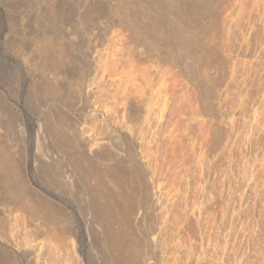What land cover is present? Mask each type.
I'll return each instance as SVG.
<instances>
[{
    "label": "rangeland",
    "instance_id": "obj_1",
    "mask_svg": "<svg viewBox=\"0 0 264 264\" xmlns=\"http://www.w3.org/2000/svg\"><path fill=\"white\" fill-rule=\"evenodd\" d=\"M113 49L121 50L119 51L121 53H118L121 58L117 57L118 55L116 58L111 57ZM122 57H124L123 60ZM118 58L121 62L118 61ZM112 59H114V65L117 64L118 68L116 65V68L106 70V61H112ZM130 61L133 64L132 66ZM165 66L170 67L169 69L173 73V76L171 75L172 92L174 99L177 98L173 99L176 105L173 112L175 115L172 114L174 116L172 117L174 127L178 129L175 132L179 135L177 136L179 138H174V141L178 139L177 142L180 140V144L173 141L174 144L169 155L171 158L173 157L174 161L170 158L173 163L171 161L163 163V165L170 163L169 167L171 169L168 168L170 171H166L168 167L166 164V169H162V172L171 173L167 175L169 176L166 177L168 179L165 178L166 181L162 182L163 190L156 193L157 190L150 184V180L154 176L153 171L141 158L144 145L136 137L138 136V129L147 115L151 86L148 81L141 79L136 83L126 81L118 89L121 82L115 79V75L123 67L127 76L129 70L140 75L143 72L147 74L150 71H162ZM99 84L103 87L99 93H95L93 87ZM125 86L133 89V92L126 104L122 105L123 101H119L120 98H116L114 95H116L115 91L120 95L121 89ZM103 91L106 93L104 95L107 96L108 94L107 97H104ZM203 93L206 96L209 95L208 98L205 97V99ZM201 94H203V98ZM204 100L206 101L204 102ZM200 102L204 103L201 108L199 106ZM99 105H103V107ZM191 105L197 106L192 108ZM95 107L102 108V110L107 109L108 113L112 112V114L109 113L111 114L110 118H112L110 120H115V124L112 123L116 126L114 127L111 123L106 124V122L103 125V121L101 122L100 118H97V114L94 116L92 113ZM263 107L264 0H0V154H3V158L1 157L0 160L6 157L5 160H8L9 163L5 160L4 162L8 164L9 170L12 168V172L9 171V176L7 174L1 175L0 172V264H120L116 257L107 250V242L103 233L107 230L106 227L104 225L99 226L94 221L93 215L87 207L84 186L80 181L74 179L70 182L73 168L70 167V163L66 161L67 159L65 160L62 148L58 146L61 143L57 142L58 133L62 129L67 137L72 139L67 151L78 160L83 168H91L94 175L97 173L86 185L90 186L93 181L99 179V182H102L101 189L103 187L105 190L102 189V191L106 193L104 194L110 200L125 195L122 198L120 197V200L115 199V203L114 201H111V203L109 200L113 211L120 210L118 212L120 215L116 211L109 210L116 213L112 214L116 219L110 217L112 216L110 214L106 221L113 227L122 228L123 231L126 226V228L129 227L126 230L133 236L129 235L130 239L134 238L133 244L129 236L126 235L128 231L126 233L125 230L124 235L127 236L126 239L131 241V247L137 242L134 245L135 250H133L128 245L130 241L126 240L129 250H133V253L136 252L135 255L132 254L135 258L134 264L137 261L138 264H168L169 261L170 264H185L169 253L164 252L155 241L161 234V229L164 228V225H162L163 218L166 219L168 224L165 228L168 236L176 235L175 237H179L180 242L183 241V245L186 242V245L192 243L197 239L198 236L196 235L206 225L205 217L207 215H214L212 219L211 216L207 217V219L210 218V222H213L215 216L222 214L220 209L222 210L223 202L226 201L229 194L230 182L233 189H235L233 192H236H234V205H236L234 207L235 209L238 208L235 212V225H233L235 227L233 228H235L236 233H233V239L235 242H239L237 243L238 248L240 246L246 248L244 251L247 258L245 264L263 262ZM109 109L111 110L109 111ZM176 112H178V115ZM199 112H202L203 115L200 116L201 120L196 115V113L200 114ZM229 112L234 114L236 124H234L236 128L233 126L234 129H230L229 122L226 123ZM194 114L197 116L196 120L198 119L199 123L201 121L204 123L199 124L195 121L196 116ZM226 118L227 120H224ZM260 119L262 120L260 121ZM192 120L193 122H190ZM177 122L180 123L177 124ZM183 122L187 127L181 124ZM187 123L191 124V128ZM204 124H208L206 126H210L211 130ZM97 126L102 131H106V134L102 132L105 136L107 134L112 135L114 140L111 138L112 140L109 139L110 142H107L103 139L105 136ZM255 126L259 128L255 129ZM198 127H201V130ZM55 128L56 130H54ZM181 128L183 129L181 130ZM60 129L61 131L58 132L57 130ZM185 129H187V133L183 137L181 134L184 133L183 130ZM214 129L217 131H214ZM87 130L91 131L90 134L93 137L89 135ZM198 130L202 131L201 135L198 134ZM96 131L103 136L99 133L96 134ZM122 131L128 133L124 134ZM130 132L132 135L129 134ZM203 134L206 136L204 137ZM95 135L100 139L97 136L96 138ZM189 135L194 136L196 140ZM88 137L91 139V143ZM200 137H204L208 145ZM136 138L139 140H135ZM186 138H191L190 142ZM206 138L208 141L210 138L211 140L208 142ZM249 138L251 139L249 140ZM192 140L193 142H191ZM92 141L98 151L99 143L101 144L100 148H103V150H100L102 151L100 152L102 153L101 157L98 153L100 158L96 161L88 155L89 152L91 153L90 145H93ZM84 143L87 144V147ZM187 143H194V147L191 149V144L188 145ZM175 144L178 148L182 146L180 147L181 151L177 147L174 148ZM105 145L107 146L105 147ZM37 146L43 149L40 150L39 147V150H37ZM184 149L185 151H183ZM229 149L235 151L232 154V156L234 155L232 160L234 161L233 170L236 171L233 174L235 179L234 176L228 177L227 173L229 170V162L227 161L230 156L228 154L229 152L232 153ZM202 150L205 152L204 158L208 155L204 162L209 157L210 161H213L211 168H209L210 172L206 173V181L200 173V163L202 162L199 163L198 159L202 157L198 156L202 155ZM198 152L200 154H196ZM185 153L188 155H185ZM181 154H183V157L185 156L183 162ZM123 156L127 159L124 160ZM215 157L218 158V162ZM120 158L123 159V162L119 160ZM196 159L197 161H195ZM117 160L121 163H118ZM214 160L217 162L216 165L214 164L215 166L213 165ZM158 161L161 162V160ZM246 161L247 164H245ZM206 162V166H208L209 159ZM133 163H135L134 167ZM243 164L250 166V168L247 167L250 170V175L251 172L255 173L259 170L255 173L257 174L256 180H247L245 176H248L249 170L247 171ZM55 165L59 167H55ZM132 167L133 170L136 167L135 174L129 173L132 171ZM49 169L51 172L48 171ZM117 169L119 171L124 170L125 173L123 171L118 172ZM244 169H246V173ZM53 170L60 174L58 181L52 179L50 173H54ZM188 171L190 172L188 173ZM111 175L113 176L111 177ZM4 176L8 178L4 179ZM217 177L220 179L224 177V179L221 181ZM133 180L134 182H132ZM133 183H136L138 188ZM142 183L147 186L145 187ZM143 188L147 190L143 191ZM137 189L139 190L137 191ZM15 190L19 194L14 193ZM128 193L130 196L132 195L131 199H129ZM177 193L180 197L177 196ZM175 194L176 196H174ZM216 194H218L219 200H217ZM125 197H128V199H124ZM133 197H136L135 202L131 201ZM42 203H46L45 206ZM164 203L166 205L161 206ZM131 205L135 211L133 208L130 209L133 220L131 219L132 216L128 220L124 216L126 215L125 211L129 210ZM126 206L127 208H125ZM175 206L177 209L174 208ZM169 207L172 208L168 211ZM43 208L47 211L45 212ZM124 208L125 210H123ZM199 210L201 211L199 212ZM210 210L213 212L212 214ZM166 212L170 213L166 215ZM122 213L123 219L126 218L124 221L120 218ZM175 217L177 221L173 223L176 220ZM195 217L196 219H194ZM131 220L134 222L133 224ZM125 223L130 225L131 228ZM124 225L125 227H123ZM168 226L170 227L168 228ZM177 229H179L178 233L180 232V234H177ZM191 234L192 236H190ZM181 236L185 237L184 240ZM152 239L154 240L152 241ZM187 239L190 241L188 242ZM194 244L197 249L199 244ZM247 245L249 247H246ZM243 248L241 249L242 252L245 249ZM129 252L132 253V251ZM136 257L139 260L136 261ZM193 259H191L192 262L189 261V264L196 262L195 258ZM11 261L13 262L10 263ZM235 263L236 261L232 262V264ZM205 264H208V262L205 261Z\"/></svg>",
    "mask_w": 264,
    "mask_h": 264
},
{
    "label": "bare ground",
    "instance_id": "obj_2",
    "mask_svg": "<svg viewBox=\"0 0 264 264\" xmlns=\"http://www.w3.org/2000/svg\"><path fill=\"white\" fill-rule=\"evenodd\" d=\"M43 44H45V43H43ZM47 46V45H46ZM46 46H44V47H46ZM49 49V48H48ZM58 50V49H57ZM52 51V50H51ZM119 51H121V50H118V49H113L112 50V52H111V57H115L116 58V56L117 57H120L119 56V54L118 53H121V52H119ZM52 53V52H51ZM121 55V54H120ZM110 56V55H109ZM129 56V55H128ZM125 57V56H124ZM124 57H122V60H123V58ZM121 58V57H120ZM120 58H118V61H120L121 62V60H119ZM109 59H111V58H109ZM127 61V60H126ZM107 63L105 64V67H106V70H111L112 68L114 69V67L116 68V65L117 64H115L114 65V63H115V61H114V59H112V61H110V60H108V61H106ZM117 62V61H116ZM129 62V61H128ZM130 63H131V61H130ZM119 64V63H118ZM133 64L131 63V66H132ZM167 66V65H166ZM163 67L162 68V71L160 72V71H150V72H148L147 74H145L144 72L143 73H141L140 75H138V74H136L135 72H133V71H128V75L126 76L125 75V73H124V67L122 68V70L120 71V72H118L115 76H116V80L117 81H119V82H121V84H119V88L118 89H120L122 86H123V84H125V82L127 81V82H137L138 80H141V79H143V80H145V81H148V83L150 84V86H151V94H150V97H149V107H148V110H147V115H146V117L144 118V120H143V122L141 123V126H140V128L138 129V136H136V137H138V138H136L135 140H139V142L140 143H142L143 145H144V149H143V151H141V154H142V157L141 158H143L144 159V161H145V164L150 168L151 167V169H152V171H153V175L154 176H152L153 178H152V180H150L151 181V183L150 184H152V186H153V188H155V190H157L156 191V193L157 192H161V190H163V187H162V182H164V181H166V179H168V178H166V177H169V176H167V175H169L171 172H169V174H168V172H162V169L164 170V168L165 167H167V169H166V171L167 170H169L168 168H170L169 167V164L170 163H168V165L166 166L165 164L163 165V163L165 162V161H171L170 160V155H169V153L171 152L170 150H171V148H172V146H173V144H174V142L176 141L177 142V140H175L174 141V138L176 139V137L177 136H179L178 134H176L177 132H175V131H178V129L176 130L175 129V125H174V119H173V115L172 114H174L173 112L175 111V109H174V106L176 105V103H175V99L177 98H175L174 99V97H173V92H172V85H171V77L173 76L172 74L173 73H171L172 72V70L171 69H169L168 67ZM121 67V66H120ZM117 68H118V65H117ZM172 75V76H171ZM118 77V78H117ZM100 83V82H99ZM101 84H103L102 82H101ZM101 84H99L96 88L95 87H93V89H94V91H95V93L96 92H100V90H101V88L103 87V86H101ZM158 84V86L156 87V85ZM104 85V84H103ZM108 86V85H107ZM106 88H108V87H106ZM174 88V87H173ZM96 89V90H95ZM105 89V88H104ZM109 91H110V89H108ZM108 90H106V91H108ZM206 90V89H205ZM105 91V90H104ZM103 91V95H104V92ZM112 91V90H111ZM120 91V90H119ZM118 91V93H120ZM204 91V90H203ZM208 91V90H207ZM93 92V91H92ZM133 92V89H130L128 86H125L123 89H121V93H120V95H118L117 93H116V91H115V94L116 95H114L116 98H120V100L119 101H123L122 102V105H125L126 104V101L130 98V96H131V93ZM95 93H93V94H95ZM109 93V92H108ZM176 93V92H175ZM174 93V94H175ZM205 93V92H204ZM203 93V94H204ZM206 93H208V92H206ZM106 94V93H105ZM109 94H111V93H109ZM114 94V93H113ZM203 94H201L202 95V98H203ZM208 95V94H207ZM107 96H108V94H107ZM106 95H104V97H107ZM178 96V95H177ZM200 96V95H199ZM209 96V95H208ZM208 96H206L205 94H204V98L206 97V98H208ZM103 97V96H102ZM178 97H180V96H178ZM205 98V99H206ZM174 99V100H173ZM179 99H181V97L179 98ZM224 100H226V98H224ZM223 100V101H224ZM206 100H204V102H205ZM222 101V100H221ZM89 101L87 100V103H88ZM185 102V101H184ZM189 102V101H188ZM116 103H118V102H116ZM175 103V104H174ZM223 103V102H222ZM55 104H57V103H55ZM89 104V103H88ZM87 104V105H88ZM121 104V103H120ZM182 104V103H181ZM189 104V103H188ZM190 104H191V102H190ZM202 104H204V103H201L200 102V108H201V106H202ZM206 104V103H205ZM228 104V103H227ZM232 104V103H231ZM90 105V104H89ZM96 105H98V104H96ZM95 105V106H96ZM186 105H187V103H186ZM100 106V105H99ZM188 106V105H187ZM186 106V107H187ZM191 106H193L192 108H195L196 106H194V105H191ZM247 106V105H246ZM53 107V106H52ZM89 107V106H88ZM100 107H103V105L102 106H100ZM118 107V106H117ZM180 107H181V105H180ZM73 108V107H72ZM104 108H106V107H104ZM103 108V109H104ZM175 108H177V107H175ZM183 108V107H182ZM190 108V107H189ZM223 108V107H222ZM221 108V109H222ZM230 108H232L231 106H230ZM230 108H229V110H230ZM259 108V107H258ZM264 108V107H263ZM65 109V108H64ZM112 110L114 109V108H111ZM111 109H109V111L111 110ZM116 109V108H115ZM119 109V108H118ZM117 109V110H118ZM185 109V108H184ZM61 110V109H60ZM180 110V109H179ZM178 110V111H179ZM199 110V109H198ZM234 110V109H233ZM257 110V109H256ZM62 111V110H61ZM71 111V110H70ZM108 110L106 109V110H102V108H99V107H95V109L94 110H92V113H93V115L95 116L96 114H97V118L99 117L100 118V120H101V122L103 121V125H105L104 124V122H106V124H108V123H111V124H113L114 123V121L115 120H113V121H111L110 119H112V118H110V116H111V114H112V112H109V113H111V114H109L108 112H107ZM119 111V110H118ZM182 111V110H181ZM201 111V110H200ZM243 111V110H242ZM264 111V110H263ZM117 112V111H116ZM115 112V113H116ZM223 112V111H222ZM226 112V111H225ZM260 112V111H259ZM63 113V112H62ZM67 113V112H66ZM79 113V112H78ZM118 113V112H117ZM116 113V114H117ZM200 113V112H199ZM244 113H245V111H244ZM243 113V114H244ZM251 113H252V111H251ZM258 113V112H257ZM63 114H65V113H63ZM109 114V115H108ZM114 114V113H113ZM176 114L178 115V112H176ZM183 114V113H182ZM223 114H224V112H223ZM227 114V113H226ZM69 115V114H68ZM115 115V114H114ZM114 115H112V116H114ZM175 115V114H174ZM184 115H185V112H184ZM195 115V114H194ZM196 115L197 116H199V120H201L200 119V116H203L202 115V112L200 113V114H197L196 113ZM195 115V116H196ZM234 114H230V112H229V114H228V120H227V118L226 119H224V120H227V122L226 123H228L229 122V127H231L230 129H234L233 128V126H234V124H235V121H234V116H233ZM259 115V114H258ZM260 115H261V113H260ZM173 116V117H172ZM197 116L195 117V121H199L198 119L196 120V118H197ZM247 116V115H246ZM225 117V116H224ZM224 117H222V118H224ZM236 117V116H235ZM243 117H245V116H243ZM259 117V116H258ZM206 118V117H205ZM215 118V117H214ZM115 119H116V117H115ZM179 119H180V117H179ZM216 119V118H215ZM259 119V118H258ZM52 120V119H51ZM109 120H110V122H109ZM202 120H203V117H202ZM205 120V119H204ZM223 120V121H224ZM262 119H260V121H261ZM264 120V119H263ZM194 121V123H196ZM209 121V120H208ZM214 121V120H213ZM217 121H219V120H217ZM221 121V120H220ZM51 122H53V121H51ZM81 122V121H80ZM113 122V123H112ZM181 122V121H180ZM179 122V123H180ZM190 122H193V120L192 121H190ZM189 122V123H190ZM202 123H204L203 121H201ZM200 122V123H201ZM224 122V123H225ZM246 122V121H245ZM244 122V123H245ZM249 122V121H248ZM248 122H247V124H248ZM178 122H177V124H179ZM189 123H187L188 125H189ZM199 123V122H198ZM199 123V124H200ZM206 123H207V121H206ZM213 123V122H212ZM115 124V123H114ZM113 124V125H114ZM181 124H184V122L183 123H181ZM186 124V125H187ZM198 124V125H199ZM215 124V123H214ZM213 124V125H214ZM217 124V123H216ZM215 124V125H216ZM246 124V125H247ZM257 124V123H256ZM22 125V124H21ZM63 125V124H62ZM102 125V124H101ZM191 125V124H190ZM189 125V126H190ZM194 125V124H193ZM192 125V126H193ZM205 125V124H204ZM206 125H208V124H206ZM205 125V126H206ZM212 125V126H213ZM236 125V124H235ZM243 125V124H242ZM260 125V124H259ZM57 126H58V124H57ZM94 126V125H93ZM108 126V125H107ZM116 125H114V127H115ZM177 126V125H176ZM182 126V125H181ZM188 126V127H189ZM200 126V125H199ZM202 126H203V124H202ZM201 126V127H202ZM204 126V127H205ZM247 126H249V125H247ZM264 126V125H263ZM64 127V126H63ZM89 127V126H88ZM96 127V126H95ZM98 127V126H97ZM101 127V126H100ZM104 127H106V126H104ZM111 127V126H110ZM113 127V126H112ZM184 127H187V126H185V124H184ZM201 127H198V128H200L199 130H201ZM207 127V126H206ZM205 127V128H206ZM214 127V126H213ZM217 127V126H216ZM235 127V126H234ZM256 127V126H255ZM51 128V127H50ZM93 128V127H92ZM99 128V127H98ZM103 128V127H102ZM190 128H191V126H190ZM207 128H211L210 126L209 127H207ZM236 128V127H235ZM243 128V127H242ZM253 128V127H252ZM257 128H259V127H256L255 129H257ZM260 128H262V127H260ZM59 129V128H58ZM91 129V128H90ZM100 130H101V133L102 132H104V131H102V129L101 128H99ZM107 129V128H106ZM121 129V128H120ZM125 129V128H124ZM124 129H123V131H124ZM183 128H181V130H182ZM194 129V128H193ZM217 129V128H216ZM228 129V128H227ZM244 129V128H243ZM254 129V128H253ZM252 129V130H253ZM263 129V128H262ZM261 129V130H262ZM54 130H56V128L54 129ZM94 131H95V129H93ZM97 130V129H96ZM104 130V129H103ZM111 130H113V129H111ZM110 130V131H111ZM115 130H116V128H115ZM122 130V129H121ZM185 130H186V132H185ZM185 130H183L184 131V133L183 134H181V135H183V137H184V135L186 136V134L185 133H187V129H185ZM189 130V129H188ZM198 130V131H199ZM202 130L205 132L206 130H204L203 128H202ZM211 130V129H210ZM210 130H208V131H210ZM53 131V130H52ZM51 131V132H52ZM58 132L59 131H61V129L60 130H57ZM88 131V130H87ZM91 131H92V129H91ZM90 130L88 131L89 132V135H91L90 134V132H91ZM93 131V133L95 134V132ZM108 131V130H107ZM116 131H118V130H116ZM122 131V132H123ZM135 131V130H134ZM182 131V132H183ZM192 131V130H191ZM194 131V130H193ZM214 131H217V130H215L214 129ZM213 131V132H214ZM233 131V130H232ZM250 131V130H249ZM255 131V130H254ZM260 131V130H259ZM65 132V131H64ZM63 132V129H62V131L60 132V133H58L57 135H58V141L57 142H60L61 143V145H58L59 147H61L62 148V152L64 153V156H65V160L66 161H68L69 163H70V167L72 166V168H73V170L71 171L72 172V175L70 176V179H71V177H72V179L70 180V182L71 181H73V179L76 181H80L81 182V184L84 186V190L86 191V196H87V203H88V208H89V210L91 211V213H92V215H93V218H94V221L99 225V226H102V225H104L105 227H106V231H103V233H104V238H105V241L107 242V250H108V252L110 253V254H112V255H114V257H116V259L118 260V262L120 263V264H134V261H135V258L132 256V254H136V252H134L133 253V250H135V246L134 245H136V243H134V247L132 246L131 247V241L130 240H132V244H133V239H130V236H132L131 234H129V231L128 230H126V229H129V227L128 228H126L125 227V225H128V224H130L131 226H133L132 224L134 223L132 220H133V215L131 214V208H133L132 207V205H131V207L129 208V210H126L125 212H126V215L124 216V217H127L128 218V220H130L129 218L132 216V220H131V222H132V224L131 223H125V225L123 226V227H125V229H124V231L127 233V231H128V233L126 234V235H130L129 236V239H126V235H124L125 234V232L122 230V228H119V227H113V226H111V225H109V223L106 221V219H107V217H109L110 216V214L112 215V214H116V213H113V212H115V211H113V209H112V207H111V201H114L115 199H121L123 196H125V195H123V196H121L120 195V197H117V198H113L114 200H110L109 198H107L106 197V193L105 192H103V191H105L104 189H103V187H102V189H103V191H102V189H101V184H102V182L100 183L99 182V179H96L95 181H93L92 182V184L90 185V186H87L86 185V183H88V181L89 180H91L92 178H94V176H96L97 175V173H96V175H94V173H93V171L91 170V168H89V169H87V168H83L82 166H81V164L78 162V160L77 159H75L74 157H73V155L72 154H70L68 151H67V147H69L70 146V144H71V140L72 139H69L68 137H67V135L65 134ZM97 132V131H96ZM106 132V131H105ZM104 132V133H105ZM120 132V131H119ZM125 132V131H124ZM123 132V133H124ZM181 132V131H180ZM180 132H178V133H180ZM181 132V133H182ZM189 132V131H188ZM195 132V131H194ZM197 132V131H196ZM200 132V133H199ZM198 132V134H200L201 135V132L202 131H199ZM212 132V131H211ZM234 132V131H233ZM232 132V133H233ZM256 132V131H255ZM263 132V131H262ZM53 133H54V131H53ZM100 134L101 135V133L100 132H97L96 134ZM108 133V132H107ZM126 133H128L127 131H126ZM126 133H124V134H126ZM206 133V132H205ZM210 133V132H209ZM245 133H247V132H245ZM253 133V132H252ZM261 133V132H260ZM264 133V132H263ZM5 134V133H4ZM103 134V133H102ZM106 134V133H105ZM119 134V133H118ZM129 134H131V132L129 133ZM136 134V133H135ZM189 134V133H188ZM206 134H208V133H206ZM214 134V133H213ZM236 134V133H235ZM88 135V136H89ZM99 135V136H100ZM104 135V134H103ZM103 135H101V136H103ZM120 135H121V133H120ZM132 135V134H131ZM130 135V136H131ZM176 135V136H175ZM193 135H194V133H193ZM197 135V134H196ZM199 135V136H200ZM210 135V134H209ZM209 135H207L208 137H209ZM216 135H217V133H216ZM215 135V136H216ZM228 135V134H227ZM232 135V134H231ZM230 135V136H231ZM4 136V135H3ZM92 136V135H91ZM97 135H95V137H96ZM105 136V135H104ZM107 136H110L109 134H107ZM107 136H105L103 139H105L107 142H110L109 141V139H113V137H112V135L110 136V137H107ZM190 136V135H189ZM203 136H204V134H203ZM206 136V135H205ZM204 136V137H205ZM235 136V135H234ZM233 136V137H234ZM240 136V135H239ZM252 136V135H251ZM4 137H6V136H4ZM93 137V136H92ZM98 137V136H97ZM96 137V138H97ZM123 137V136H122ZM129 137V136H128ZM132 137V136H131ZM134 137V136H133ZM183 137H181V138H183ZM191 138L193 137L194 139H195V137L194 136H190ZM197 137V136H196ZM204 137L203 138H201V139H203L202 141H204V143H206V145H208L207 144V142H205V140H204ZM39 138V137H38ZM99 138V137H98ZM177 138H179V137H177ZM191 138L190 139H187V140H189V142H190V140H191ZM199 138V139H200ZM214 138V137H213ZM212 138V139H213ZM216 138H217V136H216ZM87 139V138H86ZM88 139L90 140L89 142L91 143V139L88 137ZM100 139V138H99ZM103 139H101V140H103ZM111 139V140H112ZM126 139H127V137H126ZM134 139V138H133ZM193 139V140H194ZM207 139V138H206ZM227 139V138H226ZM235 139H236V137H235ZM251 138H249V140H250ZM255 139V138H254ZM260 139H261V137H260ZM85 140V139H84ZM104 140V141H105ZM114 140V139H113ZM182 140V139H181ZM184 140V139H183ZM193 140L191 141V142H193ZM196 140V139H195ZM210 140H211V138H210ZM209 140V141H210ZM94 141V140H93ZM93 141H92V144H93ZM174 141V142H173ZM180 141V140H179ZM178 141V142H179ZM201 141V140H200ZM207 141H208V139H207ZM208 141V142H209ZM226 141V140H225ZM239 141V140H238ZM243 141V140H242ZM244 141H245V139H244ZM256 141V140H255ZM37 142V141H36ZM39 142V141H38ZM46 142V141H45ZM96 142V141H95ZM113 143H114V141H112ZM177 142V143H178ZM188 142V141H187ZM216 142V141H215ZM214 142V143H215ZM231 142H233V141H231ZM241 142V141H240ZM249 142V141H248ZM256 142H258V141H256ZM59 143V144H60ZM86 143H88V142H86ZM86 143H84V144H86ZM89 143V144H90ZM112 143V144H113ZM138 143V142H137ZM195 143V142H194ZM194 143H189V144H191L190 146H191V149H192V147H194ZM225 143V142H224ZM246 143V142H245ZM259 143V142H258ZM40 144V143H39ZM97 144V143H96ZM103 144V143H102ZM106 144V143H105ZM109 144V143H108ZM178 144H180V142L178 143ZM177 144V145H178ZM184 144H185V141H184ZM188 144V143H187ZM188 144V145H189ZM195 144H197V143H195ZM203 144V143H202ZM210 144H211V142H210ZM233 144H235L234 142H233ZM233 144L231 143V145H232V147H233ZM255 144V143H254ZM253 144V145H254ZM37 145V144H36ZM94 145V144H93ZM93 145H90L89 147L91 148V153L89 152V154H88V148H87V151H86V153L89 155V156H91V159L92 160H94V161H96L98 158H100L101 157V154L102 153H100V152H102V151H100V150H103V148L101 149L100 148V146H101V144L99 143V151H98V149L96 148V146L94 145V148L92 149V147H93ZM98 145V144H97ZM104 145V144H103ZM102 145V146H103ZM113 145H115V143L113 144ZM112 145V146H113ZM183 145V144H182ZM206 145H205V148H206ZM213 145V144H212ZM224 145V144H223ZM252 145V144H251ZM107 145H105V147H106ZM109 146V145H108ZM197 146V145H196ZM202 146V145H201ZM210 146V145H209ZM215 146V145H214ZM230 146V145H229ZM235 146V145H234ZM255 146V145H254ZM40 147V146H39ZM38 146H37V150H41V149H43V148H41L42 147V145H41V147L39 148ZM86 147H87V144H86ZM104 147V146H103ZM142 147V146H141ZM175 147H177L176 146V144H175V146H174V148ZM180 147H182V146H180ZM180 147L178 148L179 149V151H181L180 150ZM204 147V146H203ZM231 147V146H230ZM229 147V148H230ZM231 147V148H232ZM238 147V146H237ZM241 147V146H240ZM249 147V146H248ZM39 148V149H38ZM48 148V147H47ZM111 148V147H110ZM109 148V149H110ZM184 148V147H183ZM197 148V147H196ZM209 148V147H208ZM213 148V147H212ZM226 148V147H225ZM235 148H236V146H235ZM58 149V148H57ZM104 149H108V148H104ZM142 149V148H141ZM194 149V148H193ZM198 149H199V147H198ZM207 149V148H206ZM210 149V148H209ZM208 149V150H209ZM214 149V148H213ZM220 149H222V148H220ZM233 150H234V147L232 148ZM232 149H229L230 151H232ZM263 149V148H262ZM36 150V151H37ZM45 150V149H44ZM175 150V149H174ZM173 150V151H174ZM188 150V149H187ZM197 150V149H196ZM203 150H204V148H203ZM202 150V151H203ZM228 150V151H229ZM244 150H245V148H244ZM45 151H47V150H45ZM111 151H112V148H111ZM183 151H185V149L183 150ZM189 151V150H188ZM218 151V150H217ZM227 151V150H226ZM40 152V151H39ZM177 152H178V150H177ZM192 152V151H191ZM190 152V153H191ZM201 152V151H200ZM204 152V151H203ZM203 152H201V154L202 155H198V156H202L201 158L199 157L198 158V156H197V158L199 159V163L200 162H202V163H200V173H201V175H202V178H204V180L206 181V178L207 177H205L206 176V173L208 172H210L209 171V168H211L210 166H211V163L213 162V161H210V157L209 158H207V159H209V164H208V166H206V160H205V162H204V159L208 156L207 154V156L204 158L203 157V155L205 156V152H204V154H203ZM206 152H207V150H206ZM209 152V151H208ZM213 152V151H212ZM235 151H232V153L231 152H229V154H228V161L227 162H229V167H228V164H227V167L229 168V170H228V177H232V176H234L233 174H235L234 173V171L235 170H233V162L234 161H232L233 160V157H234V155L232 156V154L234 153ZM62 153V154H63ZM98 153H100V157H99V154ZM182 153H184V152H182ZM223 153H224V151H223ZM44 154V153H43ZM92 154V155H91ZM173 154V153H172ZM193 154V153H192ZM196 154H200L199 152L198 153H196ZM213 155H214V153H212ZM217 154V153H216ZM226 154V153H225ZM236 154V153H235ZM242 154V153H241ZM244 154V153H243ZM242 154V155H243ZM1 155V154H0ZM175 155H176V153H175ZM175 155H173V156H175ZM178 155H180L179 153H178ZM185 155H188V154H186L185 153ZM194 155V154H193ZM212 155V156H213ZM223 155V154H222ZM237 155V154H236ZM263 155V154H262ZM3 156V154L0 156V159H1V157ZM160 156V158L158 159V157ZM181 159H182V162L184 161V157H183V154H181ZM189 156H190V154H189ZM188 156V157H189ZM195 156V155H194ZM211 156V155H210ZM215 156V155H214ZM221 156V155H220ZM227 156V155H226ZM225 156V157H226ZM249 156H251V155H249ZM118 157H120L119 155H118ZM124 157V156H123ZM187 157V156H186ZM217 157H219V156H217ZM222 157V156H221ZM244 157V156H243ZM3 158V157H2ZM5 159H7L6 157H4ZM122 158V157H121ZM119 159L121 162H123L122 160L124 159V160H126L127 158H123V159ZM140 158V159H141ZM175 158V157H174ZM178 159H179V157H177ZM177 158H176V160H177ZM227 158V157H226ZM241 158V157H240ZM252 158V157H251ZM5 159H3V160H0V172H1V175L3 174H7L8 176H9V171H11L12 170V168L9 170V166H8V164H6L5 162H7L8 160H5ZM172 160H173V157L171 158ZM188 159V158H187ZM200 159H201V161H200ZM215 159H216V157H215ZM218 159V158H217ZM216 159V161L218 162V160ZM221 159V158H220ZM230 159V160H229ZM235 159V158H234ZM244 159V158H243ZM262 159H263V157H262ZM4 160H5V162H4ZM99 160V159H98ZM158 160H161V162H159ZM180 160V159H179ZM212 160V159H211ZM224 160V159H223ZM247 160V159H246ZM253 160H254V158H253ZM252 160V161H253ZM56 161H58V160H56ZM174 161V160H173ZM173 161H171V163H173ZM195 161H197V159L195 160ZM215 160H214V163H213V165L215 164V163H217ZM4 162V163H3ZM117 162H118V160H117ZM121 162H118V163H121ZM176 162V161H175ZM178 162V161H177ZM251 162V161H250ZM7 163H9V162H7ZM62 163V162H61ZM116 163V162H115ZM115 163H113V164H115ZM136 163V162H135ZM135 163H133V167L135 166L134 164ZM219 163H220V160H219ZM241 163V162H240ZM42 164V163H41ZM117 164V163H116ZM144 163H143V165H145ZM188 164V163H187ZM242 164V163H241ZM245 164H247V161H246V163ZM245 164H243V165H241V166H243L244 168H246L247 169V171L249 170L248 168H250V166L248 167V166H246ZM248 164H250V163H248ZM263 164V163H262ZM43 165V164H42ZM53 165V164H52ZM172 165V164H171ZM170 165V166H171ZM178 165V164H177ZM216 165V164H215ZM214 165V166H215ZM258 165V164H257ZM54 166V165H53ZM69 166V165H68ZM67 166V167H68ZM126 166H127V164H126ZM164 166V167H163ZM176 166V164L174 165V167ZM184 166V165H183ZM218 166V165H217ZM223 166V165H222ZM225 166V165H224ZM246 166V167H245ZM36 167V166H35ZM38 167V166H37ZM49 167H50V165H49ZM55 167H59V166H57V165H55ZM114 167V166H113ZM129 167V166H128ZM127 167V168H128ZM133 167H132V171H130L129 173H134L135 174V168H134V170H133ZM172 167V166H171ZM173 167V168H174ZM186 167V166H185ZM236 167V166H235ZM248 167V168H247ZM261 167V166H260ZM264 167V166H263ZM118 168H119V166H118ZM130 168V167H129ZM138 168V167H137ZM180 168V167H179ZM237 168V167H236ZM235 168V169H236ZM262 168V167H261ZM35 169V168H34ZM51 169V168H50ZM50 169L48 170L49 172H51L52 171V169H51V171H50ZM171 169V168H170ZM182 169V168H181ZM181 169H179V170H181ZM220 169V168H219ZM246 169H244V171H245V173H246ZM256 169V168H255ZM258 169V168H257ZM45 170V169H44ZM118 170V169H117ZM121 170V169H120ZM127 170V169H126ZM130 170V169H129ZM215 170V169H214ZM221 170V169H220ZM223 170V169H222ZM241 170H243V168H241ZM121 171H123V173H125V171L124 170H121ZM121 171H119L118 170V172H121ZM128 171V170H127ZM134 171V172H133ZM170 171V170H169ZM227 171V170H226ZM243 171V172H244ZM259 171V170H258ZM258 171H256V172H258ZM12 172V171H11ZM14 172V171H13ZM53 172H54V170H53ZM96 172H97V170H96ZM176 172V171H175ZM181 172V171H180ZM185 172H187L186 170H185ZM190 171H188V173H189ZM217 172V171H216ZM222 172V171H221ZM220 172V173H221ZM236 172V171H235ZM254 172V171H253ZM255 172V173H256ZM137 173V172H136ZM151 173V172H150ZM167 173V174H166ZM219 173V174H220ZM224 173V172H223ZM226 173V174H227ZM242 173V172H241ZM240 173V174H241ZM255 173H252L251 172V175H250V170H249V174H248V176H245L244 174V176L245 177H247V180H253V179H255V177H256V175L257 174H255ZM12 174V173H11ZM51 174V176H52V179H54L55 181H58L59 180V173H57V172H54V173H50ZM49 174V175H50ZM71 174V173H70ZM109 174V173H108ZM141 174V173H140ZM174 174H176V173H174ZM181 174V173H180ZM225 174V173H224ZM224 174H222V175H224ZM99 175V174H98ZM110 175V174H109ZM124 175V174H123ZM126 175H127V173H126ZM130 175H132V174H130ZM177 175H179V174H177ZM189 176H190V174H188ZM208 175V174H207ZM216 175H217V173H216ZM242 175V176H243ZM250 175V176H249ZM6 176V175H5ZM4 176V179L5 178H8V177H5ZM62 176V175H61ZM60 176V177H61ZM113 175H111V177H112ZM114 176H116V174H114ZM118 176V175H117ZM120 176V175H119ZM129 176V175H128ZM184 176V175H183ZM220 176V175H219ZM68 177V176H67ZM123 177V176H122ZM135 177V176H134ZM142 177V176H141ZM172 177H173V173H172ZM186 177V176H185ZM110 178V177H109ZM113 178H116V177H113ZM132 178V177H131ZM130 178V179H131ZM137 178V177H136ZM135 178V179H136ZM157 178V179H156ZM166 178V179H165ZM183 178V177H182ZM187 178H188V176H187ZM217 178H219V177H217ZM63 179V178H62ZM61 179V180H62ZM111 179V178H110ZM128 179V178H127ZM129 179V180H130ZM171 179V178H170ZM220 179V178H219ZM223 179H224V177H223ZM223 179H220L221 181L223 180ZM225 179H226V177H225ZM234 179H235V176H234ZM246 179V178H245ZM122 180V179H121ZM174 180V179H173ZM190 180V179H189ZM213 180V179H212ZM227 180H228V178H227ZM232 180V179H231ZM240 180V179H239ZM256 180V179H255ZM5 181V180H4ZM8 181V180H7ZM67 181V180H66ZM131 181V180H130ZM129 181V182H130ZM143 181V180H142ZM161 181V182H160ZM182 181V180H181ZM203 181V180H202ZM224 181H226V180H224ZM234 181V180H233ZM232 181V182H233ZM132 182H134V180L132 181ZM187 182V181H186ZM204 182V181H203ZM256 182V181H255ZM258 182V181H257ZM78 183V182H77ZM184 183V182H183ZM182 183V184H183ZM188 183V182H187ZM217 183V182H216ZM222 183V182H221ZM224 183H228V182H224ZM9 184V183H8ZM147 184V183H146ZM165 184V183H164ZM256 184V183H255ZM10 185V184H9ZM54 185V184H53ZM86 185V186H85ZM133 185H135L136 187H137V185H136V183H133ZM132 185V186H133ZM141 185V184H140ZM142 185H144L143 183H142ZM181 185V184H180ZM184 185V184H183ZM8 186V185H7ZM13 186V185H12ZM145 186V185H144ZM144 186H142V187H144ZM147 186V185H146ZM145 186V187H146ZM203 186H204V183H203ZM235 186V185H234ZM8 187H10V186H8ZM67 187V186H66ZM217 187V186H216ZM226 187H227V185H226ZM230 188V190L228 191L229 192V194H228V196H227V198H226V201L225 202H223L222 204H223V206L221 207L220 205V207L222 208V210L220 209V211H221V213L222 214H220V216H215V218H213V222H210V218L212 219V217H214V215L212 216V215H209V216H211L209 219H207V217H209L208 215L205 217V220H206V225L203 227V229L201 230V232L200 233H198V235H196V236H198L197 237V239H195V241H192V243H189V244H187L186 245V243H185V241H184V245L182 244L183 243V241L182 242H180L181 240L179 239V237L177 238V237H175L174 236V234H173V236L171 235V236H168L167 234H166V231H165V228L167 227L166 226V219L165 218H163L164 220H163V223H162V225H164V228H162L161 229V234L156 238V243H157V245L159 244L160 246H159V248L161 247L162 248V250H164V252H166V253H169L172 257H175L176 259H179V261H183V263H185V264H189V261H191L192 262V260H194L193 258H195V263L194 264H205V261H207L208 262V264H232V262L234 263L235 261H236V263L235 264H245L244 262H245V260L247 259L245 256V250H246V248H245V246H240V248H238V246L239 245H237V243H239V242H235V240L233 239V233L235 232L234 231V229L235 228H233V227H235V226H233V225H235L234 223V221H235V212H236V209H238L237 207H236V209H235V207L234 206H236V205H234V201H235V197H234V194L236 193L235 191V193L233 192V190H235V189H233V185H232V183L230 182V186H229ZM236 187V186H235ZM257 187H258V185H257ZM256 187V188H257ZM13 188V187H12ZM15 188V187H14ZM49 188V187H48ZM65 188V187H64ZM68 188V187H67ZM138 188V187H137ZM141 188V186L139 187V189ZM209 188V187H208ZM223 188V187H222ZM251 188V187H250ZM139 189H137V191L139 190ZM144 189V188H143ZM146 189V188H145ZM145 189L143 190V191H145ZM228 189V188H227ZM264 189V188H263ZM11 190V188L9 189V191ZM12 190H14V189H12ZM147 190V189H146ZM208 190V189H207ZM226 190V189H225ZM134 191V190H133ZM149 191V190H148ZM147 191V192H148ZM177 191V190H176ZM250 191V190H249ZM255 191V190H254ZM12 192V191H11ZM14 193H16L17 192V190H15V191H13ZM12 192V193H13ZM58 192V191H57ZM109 192V191H108ZM150 192V191H149ZM178 192H179V190H178ZM217 192V191H216ZM257 193H258V190L256 191ZM255 192V193H256ZM105 193V194H104ZM123 193V192H122ZM142 193V192H141ZM151 193V192H150ZM153 193H154V191H153ZM220 194L222 193V192H219ZM17 194H19L18 192H17ZM131 194V193H130ZM155 194V193H154ZM181 194V193H180ZM183 194V193H182ZM113 195V194H112ZM127 195V194H126ZM128 195H129V193H128ZM127 195V196H128ZM136 195V194H135ZM158 195V194H157ZM161 195V194H160ZM165 195V194H164ZM212 195V194H211ZM217 195V200H219V198H218V194H216ZM225 195H227V194H225ZM132 196V195H131ZM130 195H129V199H131L130 197H131ZM137 196V195H136ZM174 196H176V194L174 195ZM177 196H178V193H177ZM184 196H185V192H184ZM114 197V196H113ZM161 197V196H160ZM178 197H180V196H178ZM177 197V198H178ZM182 197H183V195H182ZM209 197V196H208ZM211 197V196H210ZM252 197V196H251ZM46 198V197H45ZM111 198V197H110ZM128 199V197H125L124 199ZM136 198V197H135ZM135 198L133 197V200H131L132 202L135 200ZM140 198V197H139ZM245 198V197H244ZM47 199V198H46ZM59 199V198H58ZM112 199V198H111ZM159 199V198H158ZM180 199V198H179ZM213 199V198H212ZM242 199V198H241ZM240 199V200H241ZM253 199V198H252ZM256 199V198H255ZM261 199V198H260ZM50 200V199H49ZM109 200H110V202L111 203H109ZM139 200V199H138ZM137 200V201H138ZM178 200V199H177ZM204 200V199H203ZM216 200V201H217ZM223 200V199H222ZM117 201V200H116ZM126 202H127V200H125ZM124 201V202H125ZM131 201H129L130 203H132ZM136 201V200H135ZM134 201V202H135ZM164 201H166V200H164ZM181 201V200H180ZM209 201V200H208ZM215 201V200H214ZM261 201V200H260ZM43 202H45V201H43ZM46 202H48L47 200H46ZM126 202H125V204H126ZM178 202V201H177ZM219 202V201H218ZM218 202H216V203H218ZM221 202V201H220ZM237 202V201H236ZM41 203V202H40ZM40 203H39V205H40ZM86 203V204H87ZM114 203H115V201H114ZM117 203V202H116ZM166 203V202H165ZM162 204L161 206H165L166 204ZM179 204H181L180 202H178ZM211 203V202H210ZM255 203V202H254ZM43 204V203H42ZM46 204V203H45ZM45 204H43V206H45ZM105 204H106V207H105ZM127 204H128V202H127ZM136 204V203H135ZM174 204H175V202H174ZM205 204V203H204ZM209 204V203H208ZM221 204V203H220ZM240 204V203H239ZM259 204V203H258ZM117 205H118V203H117ZM124 205V204H123ZM178 205V204H177ZM262 205V204H261ZM37 206V205H36ZM42 206V205H41ZM40 206V207H41ZM42 206V207H43ZM109 206H110V209H109ZM112 206H114V205H112ZM115 206H116V204H115ZM114 206V207H115ZM119 206V205H118ZM137 206V205H136ZM167 206H169V205H167ZM166 206V207H167ZM174 206V205H173ZM172 206V207H173ZM179 206H181V205H179ZM179 206H177V207H179ZM209 206V205H208ZM217 206H218V204H217ZM172 207H169L168 208V211H169V209L170 208H172ZM32 208V207H31ZM46 208H47V205H46ZM115 208H117V207H115ZM125 208H127V206L125 207ZM125 208L123 209V210H125ZM161 208V207H160ZM174 208H176V206L174 207ZM44 210H45V212L47 211V209H45V208H43ZM106 209V210H105ZM118 209H120V208H118ZM163 209H164V207H163ZM177 209V208H176ZM179 209V208H178ZM200 209V208H199ZM202 209V208H201ZM109 210H112V211H109ZM133 210H134V208H133ZM172 210V209H171ZM203 210V209H202ZM209 210V209H208ZM219 210V209H218ZM120 211V210H119ZM119 211H116L117 213L119 212ZM135 211V210H134ZM160 211V210H159ZM162 211H165V210H162ZM178 211V210H177ZM187 211V210H186ZM201 210H199V212H200ZM204 211V210H203ZM110 212V213H109ZM112 212V213H111ZM122 212V211H121ZM124 212V211H123ZM124 212V213H125ZM210 212H211V210H210ZM249 212H251V211H249ZM170 213V212H169ZM169 213H167L166 212V215L167 214H169ZM213 212H211V214H212ZM217 213V212H216ZM119 215H120V213H118ZM135 214V213H134ZM163 214V213H162ZM162 214H161V216H162ZM241 214V213H240ZM198 215V214H197ZM264 215V214H263ZM135 216V215H134ZM193 216V215H192ZM194 216H195V214H194ZM204 216V215H203ZM250 216V215H249ZM110 217H112L114 220L116 219L115 217H114V215H112V216H110ZM118 217V220H120V218H124L123 217V213H122V217L120 216V218H119V216H117ZM136 217V216H135ZM172 217H174V216H172ZM177 217V216H176ZM176 217H175V219H176ZM182 217V216H181ZM166 218H167V216H166ZM180 218V217H179ZM183 218V217H182ZM187 218V217H186ZM198 218V217H197ZM121 219V220H122ZM181 219V218H180ZM194 219H196V217L194 218ZM201 219V218H200ZM124 220H126V218L125 219H123V221ZM134 220H135V218H134ZM139 220V219H138ZM168 220V219H167ZM263 220V219H262ZM122 221V222H123ZM177 221V219L175 220V221H173V223L174 222H176ZM187 221V220H186ZM189 221V220H188ZM199 221V220H198ZM198 221H196V222H198ZM201 221V220H200ZM212 221V220H211ZM130 222V221H129ZM136 222V221H135ZM181 222V221H180ZM179 222V223H180ZM161 223V222H160ZM159 223V224H160ZM172 223V222H171ZM212 223V224H211ZM252 223V222H251ZM124 224V223H123ZM122 224V225H123ZM182 224V223H181ZM190 224V223H189ZM200 224V223H199ZM130 225H128V226H130ZM135 225V224H134ZM168 225V224H167ZM198 225V224H197ZM201 225H203V224H201ZM247 225H250V224H247ZM131 226H130V228H131ZM159 226V225H158ZM175 226V225H174ZM163 227V226H162ZM170 226H168V228H169ZM182 227V226H181ZM244 227V226H243ZM247 227V226H246ZM134 228H136L135 226H134ZM133 227H132V229H134ZM158 228V227H157ZM161 228V227H160ZM177 228V227H176ZM179 228V227H178ZM183 228V227H182ZM185 228V227H184ZM196 228H197V226H196ZM154 229V228H153ZM209 231H208V230ZM246 229V228H245ZM249 229V228H248ZM178 230L179 229H177V234H180V232L178 233ZM133 232H134V230H132ZM199 231H200V229H199ZM238 231V230H237ZM136 232V231H135ZM208 232V233H207ZM173 233V231L171 232V234ZM190 233H192V232H190ZM189 233V234H190ZM194 233H195V231H194ZM236 233V232H235ZM240 233V232H239ZM133 234V233H132ZM176 234V233H175ZM183 234V233H182ZM241 234V233H240ZM170 235V234H169ZM195 235V234H194ZM253 235V234H252ZM136 236V235H135ZM180 236V235H179ZM184 236V235H183ZM183 236H181L182 238H183ZM190 236H192V234L190 235ZM240 236V235H239ZM133 237V236H132ZM187 237H188V235H187ZM186 237V238H187ZM235 237V236H234ZM248 237V236H247ZM246 237V238H247ZM185 238V237H184ZM184 238L182 239V240H184ZM237 238V237H236ZM241 238H243V237H241ZM136 239V238H135ZM139 239V238H138ZM175 239H177V240H175ZM180 241H179V240ZM189 239V238H188ZM188 239H187V241H188ZM192 239V238H191ZM126 240H129L130 241V243H128V245H129V247L131 248V249H133V250H129V248H128V245H127V242H126ZM154 239H152V241H153ZM139 241V240H138ZM180 243H179V242ZM190 241V240H189ZM188 241V242H189ZM253 241V240H252ZM241 242H242V240H241ZM156 243H154V244H156ZM173 243V244H172ZM194 243H197V244H199V246L197 245V249L195 248V244ZM182 244V245H181ZM249 244V243H248ZM254 244V243H253ZM186 245V246H185ZM245 245V244H244ZM252 246V245H251ZM136 247H138V246H136ZM244 249L243 250V252H242V248ZM246 247H249L248 245L246 246ZM158 248V247H157ZM158 248V249H159ZM137 249V248H136ZM247 250H248V248H247ZM129 251H132V253L130 254V252ZM145 252H146V249H145ZM163 252V253H164ZM242 252V253H241ZM140 253H141V251H140ZM248 253V252H247ZM134 254V255H135ZM138 254V253H137ZM144 254V253H143ZM159 254V253H158ZM141 255V254H140ZM164 255H165V253H164ZM167 255V254H166ZM180 256V257H179ZM167 257V256H166ZM179 257V258H178ZM174 258V259H175ZM263 258V257H262ZM16 259V258H15ZM137 259H138V257H136V261H137ZM164 259V258H163ZM166 259V258H165ZM169 259V258H168ZM170 259H173V258H170ZM175 259V260H176ZM192 259V260H191ZM249 259V258H248ZM13 260V259H12ZM18 260V259H17ZM139 260V259H138ZM174 260V261H175ZM261 260V259H260ZM173 261V260H172ZM177 261V260H176ZM259 261V260H258ZM257 261V262H258ZM262 261V260H261ZM13 261H11L10 263H12ZM138 262V261H137ZM137 262H135L136 264H138ZM170 262V261H169ZM168 262V264H170ZM228 262V263H227ZM260 262V261H259ZM164 263V262H163ZM166 263V262H165ZM253 263V262H252ZM264 263V261L263 262H260V263H257V264H263ZM13 264H16V263H13ZM191 264V263H190ZM256 264V263H255Z\"/></svg>",
    "mask_w": 264,
    "mask_h": 264
}]
</instances>
